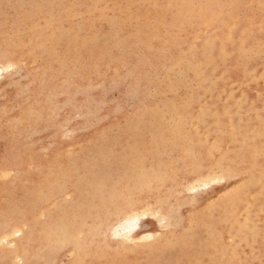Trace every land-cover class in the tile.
Masks as SVG:
<instances>
[{
	"label": "rangeland",
	"instance_id": "374dc122",
	"mask_svg": "<svg viewBox=\"0 0 264 264\" xmlns=\"http://www.w3.org/2000/svg\"><path fill=\"white\" fill-rule=\"evenodd\" d=\"M0 51V264H264V0H0Z\"/></svg>",
	"mask_w": 264,
	"mask_h": 264
},
{
	"label": "bare ground",
	"instance_id": "6f19581e",
	"mask_svg": "<svg viewBox=\"0 0 264 264\" xmlns=\"http://www.w3.org/2000/svg\"><path fill=\"white\" fill-rule=\"evenodd\" d=\"M20 18H21V17H20ZM232 28H233V27H232ZM228 32H229V31H228ZM240 34H241V32H240ZM237 40H238V39H237ZM240 40H241V39H240ZM240 40H239V41H240ZM242 44H243V43H242ZM239 45H241V44L239 43ZM239 45H238V46H239ZM238 46H237V47H238ZM241 46H242V45H241ZM239 51H240V50H239ZM0 53H1V51H0ZM244 53H245V52H244ZM244 53H243V54H244ZM4 54H5V53H4ZM243 54H242V55H243ZM261 54H262V53H261ZM0 55H1V54H0ZM210 56H211V55H210ZM1 57H2V56H1ZM3 57H4V56H3ZM3 57H2V59H3ZM4 58H5V57H4ZM6 58H7V56H6ZM5 60H6V59H5ZM97 61H98V60H97ZM180 61H181V60H180ZM177 62H178V60H177ZM209 62H210V61H209ZM90 65H91V64H90ZM96 67H97V66H96ZM162 68H163V66H162ZM243 68H244V67H243ZM0 70H1V66H0ZM166 70H167V69H166ZM252 70H254V68H253ZM250 71H251V70H250ZM250 71H249V73H251ZM170 72H171V71H170ZM36 75H37V74H36ZM261 75H262V74H261ZM251 80H252V79H251ZM169 82H170V80H169ZM207 89H208V88H207ZM23 109H24V108H23ZM29 110H30V108H29ZM207 110H208V109H207ZM26 111H28V110H26ZM30 112H31V111H30ZM22 113H23V112H22ZM22 120H23V119H22ZM173 123H176V121L173 122ZM176 124H177V123H176ZM168 125H169V124H168ZM178 125H179V124H178ZM179 127H182L181 123H180V126H179ZM14 145H15V144H14ZM99 145H100V144H99ZM10 151H11V150H10ZM138 158H139V157H138ZM141 158H144V157H141ZM138 161L140 162V160H138ZM135 162H136V161H135ZM139 162H138V163H139ZM73 163H74V161H73ZM140 163H142V162H140ZM67 164H68V163H67ZM81 164H82V163H81ZM84 165H85V164H84ZM131 165H133V164H131ZM75 166H78V165H75ZM75 166H74V167H75ZM68 167H69V166H68ZM80 167H81V165H80ZM132 167H133V166H132ZM69 169H70V168H69ZM75 169L77 170V169H79V168H75ZM76 170H75V171H76ZM136 170H138V169H136ZM65 171H66V170H65ZM67 171H68V170H67ZM67 171H66V172H67ZM73 171H74V170H73ZM21 172H22V171H21ZM92 172H93V171H92ZM94 172H95V171H94ZM98 172H99V170H98ZM69 173H70V172H69ZM72 173H73V172H72ZM76 173H77V171H76ZM93 174H94V173H93ZM95 174H96V173H95ZM97 174H98V173H97ZM78 175H79V174H78ZM78 175L76 174L77 177H80V176H78ZM80 175H81V174H80ZM85 175H86V173L83 174L84 177H85ZM89 175H91V174H89ZM83 176H81V177H83ZM97 176H98V175H97ZM99 176H100V175H99ZM114 176H115V175H114ZM213 176H215V175H213ZM120 177H121V176H120ZM85 178H86V177H85ZM91 178H92V177H91ZM118 178H119V177H118ZM78 179H79V178H78ZM78 179H76V180H78ZM93 179H95V178H93ZM93 179H92V180H93ZM106 179H108V178L106 177ZM76 180H74V181H76ZM79 180H80V179H79ZM79 180H78V181H79ZM92 180H91V181H92ZM109 180H110V177H109ZM116 180H117V179H116ZM122 180H123V179H122ZM199 180H200V181H201V180H204V178H203V179H199ZM70 181H71V180H70ZM80 181H81V180H80ZM82 181H83V180H82ZM82 181H81V182H82ZM86 181H88V180H86ZM103 181H105V180H103ZM117 181H118V180H117ZM200 181H199V182H200ZM207 181H209V180H207ZM23 182H24V180H23ZM81 182H80V183H81ZM112 182H113V180H112ZM114 182H115V181H114ZM114 182H113V184H114ZM43 183H44V182H43ZM75 183H76V182H75ZM104 183H105V182H104ZM51 184H52V183H51ZM61 184H62V183H61ZM63 184H64V183H63ZM101 184H102V183H101ZM199 184H200V183H199ZM64 185H65V184H64ZM64 185H63V186H64ZM74 185H75V184H74ZM88 185H89V184H88ZM102 185H104V184H102ZM133 185H134V184H133ZM39 186H40V185H39ZM54 186H55V185H54ZM61 186H62V185H61ZM85 186H87V185H85ZM96 186H97V185H96ZM104 186H106V185H104ZM112 186H114V185H112ZM41 187H42V186H41ZM48 187L50 188V186H47L46 188H48ZM69 187H70V186H69ZM72 187H73V186H72ZM89 187H91V186H89ZM93 187H94V186H93ZM99 187H100V186H99ZM118 187H119V186H118ZM135 187H136V186H135ZM73 188H74V187H73ZM86 188H88V187H86ZM101 188H103V187L101 186ZM106 188H107V187H106ZM114 188H115V187H114ZM133 188H134V187H133ZM76 189H77V188H76ZM83 189H84V188H83ZM58 190H59V189H58ZM74 190H75V188H74ZM80 190H82V189H80ZM88 190H89V189H88ZM90 190H91V189H90ZM47 191H48V190H47ZM65 191H66V190H65ZM77 191H78V189H77ZM101 191H102V190H101ZM101 191H99V192H101ZM2 192H3V191H2ZM45 192H46V191H45ZM45 192H44V193H45ZM86 192H87V191H86ZM86 192H82V193L87 194ZM88 192H89V191H88ZM92 192H93V190H92ZM94 192H95V191H94ZM63 193H64V192H63ZM78 193H79V191H78ZM80 193H81V192H80ZM82 193H81V195L78 194V196H81V197H82V196H83ZM95 193H97V192H95ZM40 194H41V193H40ZM41 195L43 196V194H41ZM88 195H90V193H89ZM115 195H116V194H115ZM102 196H103V195H102ZM102 196H100V198H101ZM38 197H40V196H38ZM83 197H86V196H83ZM98 197H99V196H97V199H98V201H99L100 198H98ZM91 198H92V197H91ZM91 198H90V199H91ZM93 198L95 199V197H93ZM93 198L91 199L90 204H91ZM103 198H104V196L102 197V199H103ZM113 198H114V197H113ZM36 199H37V198H36ZM75 199H76V198H75ZM84 199H86V198H84ZM84 199H82V200H84ZM109 199L111 200L112 198H109ZM47 200H48V199H47ZM76 200H77V199H76ZM80 200H81V199H80ZM104 200H105V198H104ZM88 201H89V200H88ZM88 201H87V202H88ZM100 201H101V200H100ZM45 202H46V201H45ZM72 202H73V201H72ZM101 202H102V201H101ZM101 202H100V203H101ZM111 202H112V201H111ZM47 203H48V202H47ZM47 203H45V204H47ZM79 203H80V202H79ZM84 203H86L85 200H84ZM108 203H109V202H108ZM114 203H115V202H114ZM130 203H131V202H130ZM227 203H229V201H228ZM43 204H44V203H43ZM92 204H93V203H92ZM92 204H91V206H93ZM94 204H95V203H94ZM109 204H110V203H109ZM76 205H77V204H76ZM81 205H82V204H81ZM85 205H86V204H85ZM85 205L83 204V206H85ZM97 205H98V204L96 203L94 206L97 207ZM99 205H101V204H99ZM106 205H107V204H106ZM111 205H112V204H111ZM116 205H117V203L115 204V207H116ZM129 205H130V204H129ZM27 206H28V205H27ZM71 206H72V205H71ZM86 206H87V205H86ZM91 206H90V207L88 206V208H92V209L95 208V207L93 208V207H91ZM102 206H104V204H103ZM102 206H101V208H102ZM109 206H110V205H109ZM99 207H100V206H99ZM112 207H113V206H112ZM126 207H127V205H126ZM24 208H25V207H24ZM69 208H70V207H69ZM82 208H83V207H82ZM97 208H98V207H97ZM106 208H107V206H106ZM113 208H114V207H113ZM118 208H119V207H118ZM124 208H125V207H124ZM28 209H29V208H28ZM70 209H71V211L73 210L72 207H71ZM144 209H145V208H144ZM36 210H37V209H36ZM102 210H103V209H102ZM104 210H105V209H104ZM106 210H107V209H106ZM106 210H105V211H106ZM110 210H111V208H110ZM110 210H109V212H112V211H110ZM114 210H115V208H114ZM114 210H113V211H114ZM119 210L121 211V209H119ZM147 210H148V209H147ZM12 211H13V210H12ZM71 211H70V213H71ZM99 211H100V210H99ZM107 211H108V210H107ZM120 211H119V212H120ZM23 212H25V211H23ZM23 212H22L21 214H23ZM28 212H29V211H28ZM30 212H31V211H30ZM72 212H73V211H72ZM94 212H96V211L94 210ZM19 213H20V212H19ZM83 213H84V212H83ZM83 213H81V214H83ZM28 214H29V213H28ZM85 214H86V213H85ZM93 214H94V213H93ZM134 214H135V213H134ZM14 215H15V214H14ZM62 215H63V214H62ZM68 215H69V214H68ZM72 215H73V214H72ZM90 215H92V212H91ZM132 215H133V214H132ZM101 216H104V215H100V217H101ZM25 217H26V216H25ZM51 217H52V216H51ZM51 217H50V218H51ZM55 217H56V216H55ZM60 217H61V216H60ZM60 217H58L59 219H57V221H58V220H63V219H60ZM65 217H67V216H65ZM73 217H75V215L72 216V220L74 221L75 218H73ZM76 217H77V216H76ZM84 217H85V215H84ZM100 217H99V218H100ZM104 217H105V216H104ZM13 218H14V217H13ZM20 218H21V217H20ZM22 218H23V217H22ZM50 218H49V219H50ZM79 218H80V217H79ZM87 218H88V217H87ZM130 218H131V215H130ZM8 219H9V218H8ZM8 219H7V220H8ZM18 219H19V217H18ZM53 219H55V218H53ZM68 219L70 220V218H68ZM9 220H10V219H9ZM11 220H12V219H11ZM50 220H51V219H50ZM80 220H82V217H81ZM133 220H134L135 222L138 221V220H139V216H137V215L135 216V215H134ZM20 221H21V220H20ZM57 221H56V222H57ZM64 221H65V220H64ZM67 221H68V220H67ZM75 221H77V220H75ZM99 221H100V220H99ZM127 221H129V219H127ZM49 222H50V221H49ZM79 222H80V221H79ZM81 222H83V221H81ZM62 223H64V222L62 221ZM77 223H78V221H77ZM84 223H85V221H84ZM126 223H127V222H126ZM53 224H55V223H53ZM59 224H60V223H59ZM79 224H81V223H79ZM82 224H83V223H82ZM91 224H92V223H91ZM136 224H137V222H136ZM6 225H7V224H6ZM12 225H13V224H12ZM85 225H86V223H85ZM124 225H125V224H124ZM134 225H135V224H134ZM8 226H9V224H8ZM57 226H58V225H57ZM64 226H65V225H64ZM79 226H80V225H79ZM83 226H84V225H83ZM87 226H88V225H87ZM117 226H118L119 228H121V225L119 226V224H118ZM10 227H11V226H10ZM38 227H40V226H38ZM53 227H54V225H53ZM55 227H56V226H55ZM55 227H54V228H55ZM75 227H76V226H75ZM80 227H81V226H80ZM84 227H85V226H84ZM114 227H115V226H114ZM122 227H123V226H122ZM7 228H8V227H7ZM12 228H13V226H12ZM32 228H33V227H32ZM34 228H36V227H34ZM44 228L46 229V227H44ZM44 228L41 227L42 230H45ZM54 228H52V229H54ZM60 228L62 229L63 227H60ZM89 228H90V227H89ZM119 228H117V229H119ZM123 228H124V227H123ZM3 229H4V228H3ZM36 229H37V228H36ZM41 229H40V231H41ZM52 229H51V227H50V230H51V231H52ZM55 229H56V228H55ZM55 229H54V231H55ZM61 229H60V230H61ZM74 229H75V228H74ZM77 229H79V228H77ZM83 229H84V228H83ZM87 229H88V228H87ZM92 229H94V228H92ZM92 229H90V230L88 229V230H89L90 232H92V231H93ZM114 229H115V228H114ZM32 230H35V229H31V231H32ZM48 230H49V229H48ZM58 230H59V229H58ZM60 230H59V231H60ZM69 230H70V229H68V231H69ZM71 230H72V228H71ZM81 230H82V229H81ZM94 230H96V228H95ZM120 230H121V229H120ZM130 230H131V228H129V231H128L127 233H125L124 236H126V238H127L128 240H132V239L137 238V237L135 236V234H130V232H131ZM40 231H39V233H43V231H42V232H40ZM46 231H47V229H46ZM83 231H85V230H83ZM125 231H126V230H125ZM35 232H38V231H35ZM117 232H118V231L115 230V233H117ZM16 233H17V234H20V231H17ZM47 233H48L47 235H49L50 231L47 232ZM61 233H62V232L60 231V234H61ZM64 233H67V232H64ZM97 233H98V232H97ZM30 234H31V233H30ZM43 234H44V233H43ZM54 234H55V232H54ZM71 234H72V233H71ZM92 234H94V232H93ZM193 234H194V233H193ZM10 235H11V234H10ZM10 235H9V236H10ZM39 235H40V234H39ZM45 235H46V234H45ZM47 235H46V237H48ZM63 235H64V234H63ZM63 235H62V236H63ZM144 235L152 236L153 234H152V233H145ZM26 236H27V235H26ZM42 236H43V235H42ZM62 236H61V237H62ZM64 236H65V235H64ZM87 236H88V235H87ZM87 236H86V237H87ZM184 236H185V235H184ZM24 237H25V236H24ZM46 237H45V238H46ZM55 237H56V236H55ZM27 238H30V237H27ZM38 238H39V237H38ZM43 238H44V237H43ZM43 238H41V239H43ZM175 238H176V237H175ZM5 239H6V238H5ZM23 239H24V238H23ZM31 239H32V238H31ZM36 239H37V238L35 237L34 240L36 241ZM41 239H40V240H41ZM62 239L64 240L65 237H63ZM62 239H61V240H62ZM170 239H171V238H170ZM21 240H22V239H21ZM24 240H25V239H24ZM46 240H47V239H46ZM50 240H51V239H50ZM58 240H59V238H58ZM174 240H175V239H174ZM26 241H27V240H26ZM55 241H56V240H55ZM75 241H77V240H75ZM88 241H89V240H88ZM166 241H167V240H166ZM27 242H28V241H27ZM31 242H32V241H31ZM38 242H39V241H38ZM82 242H83V240H82ZM89 242H90V241H89ZM163 242H164V241H163ZM163 242H162V243H163ZM170 242H171V241H170ZM172 242H175V241H172ZM24 243H25V242H24ZM39 243L41 244V242H39ZM44 243H45V242H44ZM76 243H77V242H76ZM76 243H75V244H76ZM78 243H79V242H78ZM90 243H91V242H90ZM90 243H89V244H90ZM26 244H27V243H26ZM56 244H57V242H56ZM75 244H74V245H75ZM80 244H81V243H80ZM83 244H84V243H83ZM83 244H82V245H83ZM24 245H25V244H24ZM42 245H43V244H42ZM52 245H53V246H52V250H54V248H53V247H54V243H53ZM58 245H59V244H58ZM176 245H177V244L175 243V246H176ZM19 246H20V245H19ZM21 246H22V245H21ZM40 246H41V245H40ZM45 246H46L48 249L51 248L50 246L48 247L47 244H46ZM45 246H44V247H45ZM75 246H77V244H76ZM170 246H171V245H170ZM170 246H168V247H170ZM189 246H190V245H189ZM24 247H25V246H24ZM34 247H36V245H35ZM38 247H39V244H38ZM84 247H85V245H84ZM173 247H174V245H173ZM25 248H26V247H25ZM42 248H43V247H42ZM42 248L40 247V249L37 250V251L42 250ZM73 248H74V247H73ZM171 248H172V247H171ZM207 248H208V247H207ZM55 249H56V246H55ZM82 249H83V248H82ZM82 249H81V250H82ZM96 249H97V248H96ZM159 249H160V247H159ZM159 249H158V250H159ZM164 249H165V248H164ZM164 249H163V251H164ZM169 249H170V248H169ZM22 250H23V249H22ZM35 250H36V249H35ZM73 250H74V249H73ZM155 250H156V249H155ZM161 250H162V249H161ZM23 251H25V250H23ZM23 251L20 252V253H23ZM46 251H47V250H46ZM100 251L102 252V250H100ZM18 252H19V251H18ZM48 252H50V251L48 250ZM81 252H82V251H81ZM94 252H95V250H94ZM129 252H130V251H129ZM16 253H17V252H16ZM34 253H35V252H34ZM36 253H37V252H36ZM36 253H35V254H36ZM132 253H133V252H132ZM43 254H44V253H43ZM43 254H42L41 257H43ZM45 254H46V253H45ZM94 254H95V253H94ZM143 254H144V253H143ZM7 255H9V254H7ZM11 255H12V254H11ZM19 255H21V254H19ZM23 255H24V253H23ZM37 255H38V254H37ZM92 256H93V255H92ZM92 256H91V258H93ZM94 256H95V255H94ZM3 257H4V256H3ZM5 257H6V256H5ZM22 257H23V256H22ZM24 257H26V255H24ZM35 257H36V255H35ZM41 257H40V258H41ZM78 257H79V256H78ZM7 258H9V257L7 256ZM33 258H34V257H33ZM38 258H39V257H38ZM73 258H74V257H73ZM100 258H102V257H100ZM36 259H37V258H36ZM95 259H96V257H95ZM97 259H99V258L97 257ZM135 259H136V258H135ZM47 260H48V259H47ZM110 260H111V259H110ZM24 261H27V260H24ZM41 261H42V260H41ZM195 261H198V260H195ZM31 262H33V261H31ZM31 262H28L27 264H29V263H31ZM45 262H46V261H45ZM198 262H199V261H198ZM25 263H26V262H25ZM39 263H41V262L39 261ZM81 263H82V262H81ZM42 264H43V263H42ZM44 264H45V263H44ZM77 264H78V263H77Z\"/></svg>",
	"mask_w": 264,
	"mask_h": 264
}]
</instances>
